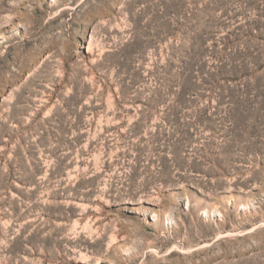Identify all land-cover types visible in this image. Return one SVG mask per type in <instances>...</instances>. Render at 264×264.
<instances>
[{"label":"rangeland","instance_id":"rangeland-1","mask_svg":"<svg viewBox=\"0 0 264 264\" xmlns=\"http://www.w3.org/2000/svg\"><path fill=\"white\" fill-rule=\"evenodd\" d=\"M0 264H264V0H0Z\"/></svg>","mask_w":264,"mask_h":264}]
</instances>
